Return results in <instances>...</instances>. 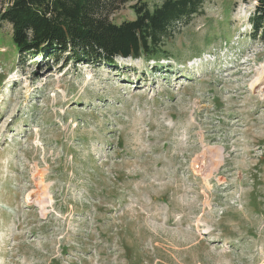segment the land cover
I'll use <instances>...</instances> for the list:
<instances>
[{
	"label": "rangeland",
	"instance_id": "1",
	"mask_svg": "<svg viewBox=\"0 0 264 264\" xmlns=\"http://www.w3.org/2000/svg\"><path fill=\"white\" fill-rule=\"evenodd\" d=\"M256 4L205 0L172 55L116 65L19 60L0 21V264H264Z\"/></svg>",
	"mask_w": 264,
	"mask_h": 264
},
{
	"label": "trees",
	"instance_id": "2",
	"mask_svg": "<svg viewBox=\"0 0 264 264\" xmlns=\"http://www.w3.org/2000/svg\"><path fill=\"white\" fill-rule=\"evenodd\" d=\"M11 0L0 21L11 25V40L19 60L40 53L88 63L117 58L168 56L176 23H189L205 0ZM251 16L254 38L264 39V0H256ZM132 4V17L116 23L111 15ZM165 58V57H162Z\"/></svg>",
	"mask_w": 264,
	"mask_h": 264
}]
</instances>
